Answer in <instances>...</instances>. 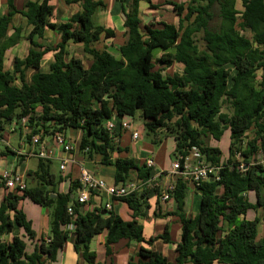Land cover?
<instances>
[{"label":"trees","instance_id":"16d2710c","mask_svg":"<svg viewBox=\"0 0 264 264\" xmlns=\"http://www.w3.org/2000/svg\"><path fill=\"white\" fill-rule=\"evenodd\" d=\"M51 1L26 0L18 7L16 0H5L6 11L0 14V133L4 135L13 123L22 130L23 117H28L31 129L28 141L40 132L81 130L80 150L100 155L104 165L114 166L117 184L132 180V173L136 180H147L153 171L144 162L114 158L121 152L118 141L123 132L112 134L104 126L113 117L139 113L149 133L165 129L173 135L174 158L184 159L197 149L207 163L219 168L217 176L211 174L195 186L201 201L194 217L183 210L188 182L176 180L173 198L178 211L167 214L177 215L181 223L175 264H264V236L258 238L264 221V0H241L242 10L237 0H116L126 16V40L119 56L94 47L117 34L94 22L97 10L106 7L102 0H65L79 4L81 10L59 22L52 20ZM142 2L154 10L171 6L178 22L143 23ZM215 5L217 27L211 24ZM17 16L22 18L19 24ZM47 29L58 35L55 45L45 43ZM25 39L27 55L14 57L12 68H7L8 52ZM71 43L83 45L92 57L89 66L70 54ZM51 53L49 71L44 72L43 60ZM175 63L183 65V72L164 74ZM226 129L231 142L224 158L221 148L207 140L221 141ZM11 153L16 155L6 146L0 155ZM51 164L52 160L40 158L37 168L26 175L27 188L9 191L0 203V235L19 227L29 240L36 239L21 206L28 198L50 211L49 239L36 243L32 253L20 236L0 239V264L56 261L69 240L88 264H100L90 244L104 231L108 256L111 246L122 239L149 246L159 239L173 242L167 228L161 235L144 236L138 219L147 216L153 192L117 199L132 210V220L105 208L86 211L76 198L79 180H71L70 190L60 192L64 177L52 173ZM251 210H261L262 216L249 218ZM129 264L170 262L162 252L140 246L137 259Z\"/></svg>","mask_w":264,"mask_h":264},{"label":"crops","instance_id":"0c3cea01","mask_svg":"<svg viewBox=\"0 0 264 264\" xmlns=\"http://www.w3.org/2000/svg\"><path fill=\"white\" fill-rule=\"evenodd\" d=\"M53 1L54 0L51 1L52 4H53ZM111 1L113 3L110 5L109 4L107 5V3H105L103 1L106 4V7L105 8L100 7L97 10V12L95 13V15L97 16V13H99V10H101V9L102 10L108 9V14H109L110 19H109V21L107 19V21L112 23L113 19H118V15H119L121 17V19L123 20V22L121 23L123 25L124 17H123V13L121 11V5L116 0H111ZM164 1H166V0H159L158 3H164ZM174 1L182 2V1H187V0H174ZM153 2L157 3L155 1H153ZM144 3L145 2H142L140 4V9L142 7V4H144ZM164 7H169V5H166ZM79 10H81L80 6L78 7V9L73 11L72 14L79 11ZM156 10H158V9H156ZM55 11H56V8H55ZM0 14H1V11H0ZM67 17H68L67 14L61 13L59 17H57L56 19H54V17H53L52 20L54 19L53 21L59 22V21H64ZM96 24L103 25L107 28L114 29L117 33L118 27L115 28L114 24H111L112 26H106L101 21H97ZM51 31H53V30H51V29L46 30V32H45L46 39L48 38L47 34L51 33ZM122 31L123 32L126 31L124 25H123ZM116 37H117V34H116ZM111 39H114V38H111ZM111 39H107V41H109ZM46 44H48V43H46ZM72 44L73 43L70 44V47L72 46ZM76 45H82V44H76ZM118 50H119V48H118ZM159 53L161 55L162 52L159 51ZM51 61L52 60H49V65H50ZM42 71L47 72L46 70H43V67H42ZM48 71H49V67H48ZM69 130H73V129H69ZM75 131H79V130H75ZM28 134H30V133H28ZM65 134H66V132H65ZM67 137L70 138V135L67 134ZM26 139L25 140H23V138L21 139V141H22L21 146H20L21 149L32 150L34 148V150H35L38 148L37 146L32 145L31 140L28 141ZM157 139H159V137ZM44 141L48 142V146L53 151V157L50 159V160H52V164H51L52 173H54L55 175L64 177V181H62L59 184L58 189L60 192L66 193L70 190L71 180H79V161L78 160H80L81 161L80 163H82L85 167H86V165H85L86 163L81 159V157H82L81 155L78 156V155L74 154V157L78 163L76 162V163L68 164L66 172L65 173L61 172V170H60L61 159H62V157L65 156V153L63 152V150L61 148L54 146L50 140L44 139ZM117 141H118V139L116 140V142ZM118 143H120L119 145L121 147V152L120 153H114L113 154L114 158H116L117 156L130 157V158H135L137 160H140L141 162H145V160L147 158L152 157L155 160V158L153 157V152H151L152 155H149L150 154L149 152L153 149L152 148L153 146L149 145V144H145L144 140L142 139L141 134H140V138L138 140H133V138L131 136V131L123 132L122 137L119 138ZM124 149H127V151H125ZM97 156H100V155H97ZM19 158H20L21 162H23V161L26 162L28 159H31V158H34L37 161L40 159L37 156H25V155L19 156ZM94 160L95 161H93V160L89 161V163L91 165L89 164L88 167H86V168L90 169L91 171L95 172L96 174L100 175L101 177H104L108 183H110V184L115 183V178H114L115 167L112 165L111 166L109 165L112 169L110 170V172H108L103 167L104 164L102 163L101 156L99 158L96 157V159H94ZM1 161H3V162L0 164V172L5 168H11L7 165V162H8L7 156L1 157ZM54 162L59 164V167H58L59 171H57L54 168ZM92 162L94 163V165L92 164ZM155 162H156V166H155L156 169L155 170L161 169V170L168 171V170H170L171 165H172V163H171V165L169 167H166V166H164L163 162H160L159 160H155ZM14 169L16 170V172H19L17 168H14ZM35 169H28L27 171L35 170ZM19 173L22 174L23 176H25V178H26V173H23V172H19ZM132 174H133L132 179H135L136 174L135 173H132ZM171 179H172V177L170 175L165 174L161 177L160 180H161L162 184H168L171 181ZM188 187L189 188L187 190V195L185 198V205H184L183 210L187 216L194 217L195 215L198 214V212L200 210L201 195L196 192L194 185L188 184ZM79 191H80V189L76 192V197L78 196ZM7 193H8L7 189H5L2 185L0 187V203L2 202L4 195ZM250 196H251V193H250ZM109 201L112 202V209L110 211H114L116 214H119L124 220H132L133 219L132 210L128 207V205L125 202L119 201L117 199L116 200H109V197H107L106 195L101 196V195H98L97 193L96 194L92 193L90 202L88 204L84 205L82 207V209H85L86 211H94L96 209H104L105 204ZM148 201H149L150 206H149V208L146 209V211L148 213L147 216L146 217H140L138 219L139 222L144 226L145 238L149 239L151 236L161 235L165 231V229L167 228L169 230V235H170L173 242L172 243H165V242H163V240L159 239V240L155 241L152 246H149L145 242L138 243L136 241H129L127 239H122L119 242H117L111 246V254L108 256L107 255V247H106L107 231H104L102 234L95 236L92 239V242L90 244L91 250L97 253V261L100 264H111V263H113V264H129L131 259H133V260L137 259V252H138V249L140 246H143L146 248H153L157 251L162 252L164 255H166L168 257L170 264H175V259L177 256L176 245L180 241V238H181V223H180L179 217L177 215H169L168 216L167 214L168 213H174V212L178 211L177 201L174 198H172L171 200L164 202L158 197V195L156 196V194H154V193H153V196H151L148 199ZM23 202H26L27 206L30 208V210H29L30 212H28L27 210L25 211V208L22 206ZM21 206H22L25 214L27 215V218L32 222V227L35 230V232L37 233L36 239L35 240H29L27 237L24 236L25 235L24 230L19 228V227L14 229V231L10 234L0 235V239L2 241H9L12 239V237L14 235L20 236V237L24 238L26 243H27V252L32 253L35 249L36 243H38L42 239H44V240L49 239L50 219H51L50 211L47 208H44V207L32 202L28 198H26L25 200H23L21 202ZM255 212H262V211L258 210ZM146 226H148V228L150 229L149 234H147L145 232ZM169 253L174 254L172 259L170 258ZM46 264H88V262L83 258L81 253H78L75 250L73 241L69 240L66 243V245L64 246V248L61 251H59L56 261H48Z\"/></svg>","mask_w":264,"mask_h":264},{"label":"rangeland","instance_id":"374dc122","mask_svg":"<svg viewBox=\"0 0 264 264\" xmlns=\"http://www.w3.org/2000/svg\"><path fill=\"white\" fill-rule=\"evenodd\" d=\"M25 1L26 0H16L17 6L22 7ZM103 1L107 3V5L108 4L110 5L113 3L111 0H103ZM153 1L157 3L159 2V0H153ZM53 4L56 8L54 19L59 17L61 13H65L68 16H70L72 12L78 9V7L80 6L79 4H67L65 0H54ZM237 7L240 10L243 9L241 0H237ZM0 11H1V14L6 11L5 0H0ZM214 12L216 16H215L214 21L211 24L212 26L217 27L220 23V17L218 16V12H219L218 5H215ZM141 18H142L143 23H159V22L177 23L178 22V17L176 16L171 6L163 7L158 10H153L150 8V6L147 3L142 4ZM107 19L108 21L110 19L109 14H108V9H105V10L101 9L99 10V13H97V16L96 15L94 16V21L96 23L97 21H101L106 26H112L111 24H114L115 28L118 27L117 37L109 41H107V39H102L100 42L95 43L94 47L100 50L108 49L113 54L119 56L118 48L126 40V33L125 31L124 32L122 31L123 25L121 23L123 22V20L121 19L119 15H118V19H113L112 23L108 22ZM21 21H22V18L20 16H17L15 18V22L17 24H19ZM47 36L49 39L47 38L46 39L47 41L45 40V43H48L50 45H55L57 43L58 35L55 32L51 31V33H48ZM28 48H29V42L28 40L25 39L20 44H18L16 47H14L12 50H10L7 55L6 67L9 69L12 68V62H13L14 57L16 56H19L22 58L25 57L28 53ZM69 51L71 55L81 58L84 61L86 66L90 65L92 57L84 51L83 45L72 44ZM156 56L159 57L160 53L157 52ZM52 59H53V53H51L43 61V64H42L43 70L48 71L49 60H52ZM182 72H183V65L179 63H175L171 67H168L164 71V74L171 75L174 73H182ZM31 74H32V71L28 73V76L30 77ZM224 111L226 110L224 109ZM128 119L134 125L133 128L137 129L140 132V134L142 135V139L144 140V143L153 146L152 147L153 149L149 152L150 153L149 155H152L151 152H153V157L155 158V160H159L160 162H163L164 166L169 167L171 163L173 162V160L175 159L174 150H175L176 143H175V139L173 135L169 134L167 130L165 129L158 130L157 134L149 133L144 124V119L141 117L139 113L135 117H128ZM30 130H31L30 127H28L27 129L22 128V130L19 131L16 129V126L14 124L8 126L6 128V131L4 132V135H2L3 140L0 142V146H1L0 152L6 150V145H7L6 142H9L14 149L18 150L22 143L21 139L23 138V140H25L27 138L28 133H31ZM67 134L70 135V139L76 142L73 153L78 156L80 155L82 156L81 159L86 163L85 164L86 167H88V165L90 164L89 161H92V160L95 161L94 159H96V157L98 158L100 157L97 155L89 156L86 152L80 150V141L82 137L81 130L79 131L67 130L66 135ZM251 135L252 134L249 132L248 136H251ZM158 137L159 139H157ZM207 142L211 146H219L223 152V157L226 158L228 156L229 146L231 142L230 130H227V129L225 130L221 138V141H216L212 138H209ZM1 157L3 156L0 155V164L3 162L1 161ZM7 159H8L7 165L9 167L13 169L17 168L19 172L26 173V175L28 173L27 171L28 169H35L38 164V161L34 158L28 159L26 162L24 161L21 162L19 156L12 154V153L7 156ZM78 161H79V165H83L82 163H80L81 162L80 160ZM92 164L94 165L93 162ZM58 167H59V164L54 162V168L57 171H59ZM103 167L108 172H110V170L112 169L109 165L107 166L104 165ZM251 195H252L251 196L252 202H255V195L254 194H251ZM22 206L25 208V211L27 210L28 212H30L29 211L30 208L27 206L26 202H23ZM256 216L261 217L262 212H255L254 210H251L248 213V217L251 219L255 218ZM149 230L150 229L148 228V226H146L145 232L147 234H149ZM263 236H264V221L261 220L259 224L258 238H261ZM169 255L171 259L174 256L173 253H169Z\"/></svg>","mask_w":264,"mask_h":264},{"label":"built area","instance_id":"2783aa9c","mask_svg":"<svg viewBox=\"0 0 264 264\" xmlns=\"http://www.w3.org/2000/svg\"><path fill=\"white\" fill-rule=\"evenodd\" d=\"M129 116L118 118L113 117L105 121V128L112 134H119L121 132L131 131V136L133 140H138L140 138V132L133 128V124L128 119ZM15 126L16 123H13ZM23 128L27 129L28 117H23L19 123ZM44 139L50 140L54 146L59 147L65 153V156L61 159L60 170L65 173L70 163H76L74 157V147L75 141L68 138L65 133L55 132V133H44L40 132L37 134H32L31 143L38 148L34 150H26L19 148L14 149L9 142H6V146L10 147L15 151L18 156H37L43 159H51L53 157V151L48 146V142ZM3 140L2 134L0 133V142ZM1 150V146H0ZM78 163V162H77ZM148 169H152L153 174L147 180H136L132 179L130 181H125L121 183H108L104 177L96 174L90 169L86 168L84 165H79V182L81 184L80 191L76 197L78 202L86 205L91 200V195H106L109 200H116L122 197L128 196L134 192L145 193L153 192L158 195V197L166 202L173 198V191L176 188V180L182 178L188 184L198 185L201 181L207 180L211 174L218 175L219 168L212 166L205 160L204 156L197 149L193 150L189 156L184 159L182 157L175 158L172 162L170 170H155L156 162L150 157L144 162ZM168 174L172 177L168 184H162L161 177ZM0 183L3 185L7 191L15 190H25L28 186V182L22 174L16 172L13 168H5L0 172ZM105 209H112V202H107L105 204ZM69 212L73 213V207L69 206ZM69 229L73 230V225L69 226Z\"/></svg>","mask_w":264,"mask_h":264},{"label":"water","instance_id":"95a60500","mask_svg":"<svg viewBox=\"0 0 264 264\" xmlns=\"http://www.w3.org/2000/svg\"><path fill=\"white\" fill-rule=\"evenodd\" d=\"M123 17L125 18L126 16H125V14L123 13ZM213 179V178H212ZM55 196V195H54Z\"/></svg>","mask_w":264,"mask_h":264}]
</instances>
